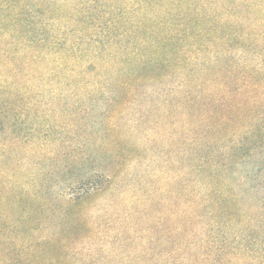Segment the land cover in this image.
Listing matches in <instances>:
<instances>
[{
	"label": "trees",
	"instance_id": "trees-1",
	"mask_svg": "<svg viewBox=\"0 0 264 264\" xmlns=\"http://www.w3.org/2000/svg\"><path fill=\"white\" fill-rule=\"evenodd\" d=\"M17 62L143 88L183 116L173 170L186 204L161 264H264V207L241 204L264 186V0H0V72L18 76Z\"/></svg>",
	"mask_w": 264,
	"mask_h": 264
},
{
	"label": "rangeland",
	"instance_id": "rangeland-1",
	"mask_svg": "<svg viewBox=\"0 0 264 264\" xmlns=\"http://www.w3.org/2000/svg\"><path fill=\"white\" fill-rule=\"evenodd\" d=\"M14 66L18 76L0 72V264H161L186 204L173 170L183 116L143 88ZM252 186L249 210L264 207V186Z\"/></svg>",
	"mask_w": 264,
	"mask_h": 264
}]
</instances>
